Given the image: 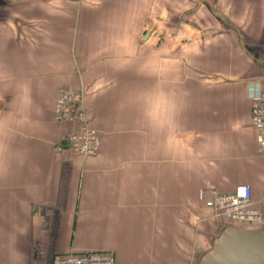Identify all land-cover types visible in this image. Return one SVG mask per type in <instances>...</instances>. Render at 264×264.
<instances>
[{"label": "crops", "instance_id": "1", "mask_svg": "<svg viewBox=\"0 0 264 264\" xmlns=\"http://www.w3.org/2000/svg\"><path fill=\"white\" fill-rule=\"evenodd\" d=\"M67 86L95 155L55 118ZM260 97L264 0H0V264H264V221L199 199L250 184L264 212Z\"/></svg>", "mask_w": 264, "mask_h": 264}, {"label": "built area", "instance_id": "2", "mask_svg": "<svg viewBox=\"0 0 264 264\" xmlns=\"http://www.w3.org/2000/svg\"><path fill=\"white\" fill-rule=\"evenodd\" d=\"M54 110L58 121L74 125L67 142L79 157L84 158L99 152L100 135L89 122L85 92L82 89L73 86L62 88L56 99ZM251 122L258 132V152L264 155V97L254 100ZM58 148H62V145H58ZM199 199L210 210L212 217L237 223L256 224L264 221V212L256 206L250 184L239 185L231 192H221L216 188L205 187L200 190ZM54 264H117V261L113 252L95 249L56 257Z\"/></svg>", "mask_w": 264, "mask_h": 264}]
</instances>
